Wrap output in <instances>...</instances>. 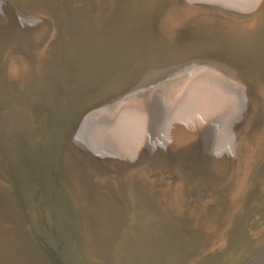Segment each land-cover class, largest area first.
<instances>
[{
    "label": "bare ground",
    "instance_id": "6f19581e",
    "mask_svg": "<svg viewBox=\"0 0 264 264\" xmlns=\"http://www.w3.org/2000/svg\"><path fill=\"white\" fill-rule=\"evenodd\" d=\"M15 1L0 0V170L16 179L0 178V264H264L256 38L231 66L243 88L200 73L146 108L88 102L133 54L175 47L137 97L207 62L184 45L241 38L264 0Z\"/></svg>",
    "mask_w": 264,
    "mask_h": 264
},
{
    "label": "rangeland",
    "instance_id": "374dc122",
    "mask_svg": "<svg viewBox=\"0 0 264 264\" xmlns=\"http://www.w3.org/2000/svg\"><path fill=\"white\" fill-rule=\"evenodd\" d=\"M15 2H18V0H16ZM261 14L264 15V8L261 10ZM263 15L259 17L256 23L257 25L254 28L248 30L245 35L241 36L242 39L240 37H239L240 39L237 38L236 37L237 34L234 32L231 33L230 36H228L225 41H220L218 38L215 37H207L204 40H200L195 43L184 45L185 46L184 50H186L188 54H190L193 57L195 56L194 58H196L197 56L199 57L200 55L198 52H201L204 55V58H206V60L208 61L202 62L203 64L201 63L198 64L197 66H190L184 69L181 68L177 70L179 71L178 73H174L172 76H170L169 73L165 74L163 72L162 74H165L166 77L164 78L162 77V82L159 83L160 85L158 84L157 87L149 88L147 93L138 97L131 96L125 93L134 89L135 87L142 86V84L145 83L149 84L150 80H152L150 76V70L153 69L152 68L153 65L158 63L157 65L159 66V68L165 71V68L168 66L170 54H172V51L174 50L175 47L169 48L165 46L162 48H157L159 49L158 53H152L149 55H144L142 53L133 54V60H132V56H130L129 60H127V62L129 61L130 62L129 63L125 62L122 67V71H121L122 75L120 77L122 81H120L117 85H115L113 82L108 83L109 85L107 84V88L105 85L99 92H97L94 96H92L88 100V102H90L92 98L97 97L99 98L98 100H96V102L98 101V104H100V102L101 103L106 101L115 102L117 100H121V104H128V106L136 105L146 108L153 101L154 88L156 89L161 87L162 88L161 90L164 91L163 93H165L168 99L169 93L173 91L175 86L178 87L182 85L185 91L188 85H190L193 81L200 78L198 77L200 73L204 74L203 78L211 79L217 83L219 82V79L223 80L224 84L221 82L218 84H220L221 86L227 89L234 90L236 88H243V82L240 81V79L244 80L243 77L241 76L238 77L236 75L237 73H234L235 70L231 68V66L244 64L243 61H245L247 58V55H245L244 42L248 41L249 43L252 39L255 40V38L257 41V47L259 49V57H257L258 54L255 53L254 55L252 54V58L256 57L255 60H260V61L261 59L262 60L264 59V31L261 32L264 29ZM205 42L207 45L204 44ZM159 59L161 63L158 61ZM133 61L137 63L139 69L134 68V65L132 66ZM126 82L128 85L126 84ZM87 103H85V105H87ZM102 110L104 114L109 116V110L107 108ZM261 170L264 171V157L261 162ZM255 191L256 190H254V192ZM203 196L205 198V201H209L211 198V197H207L205 193Z\"/></svg>",
    "mask_w": 264,
    "mask_h": 264
},
{
    "label": "water",
    "instance_id": "95a60500",
    "mask_svg": "<svg viewBox=\"0 0 264 264\" xmlns=\"http://www.w3.org/2000/svg\"><path fill=\"white\" fill-rule=\"evenodd\" d=\"M2 159V158H0ZM0 178L3 179V180H6V182L8 181V179L12 180L13 182H15V177L13 174H4L1 170H0ZM9 182V181H8ZM7 182V183H8ZM10 183V182H9ZM17 184V183H16ZM11 185V186H10ZM9 186L12 188V190L14 191L15 195H16V198L21 206V208L23 209L24 213L26 214L27 216V212H26V209H25V206H26V201H25V198L23 196V194L21 193L20 191V188H19V185H18V188H15L12 184H9ZM27 218L29 219V217L27 216ZM224 243H222L223 245ZM221 246V245H220ZM53 258V257H52ZM54 259V258H53Z\"/></svg>",
    "mask_w": 264,
    "mask_h": 264
}]
</instances>
